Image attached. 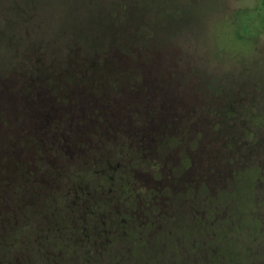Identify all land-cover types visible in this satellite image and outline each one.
Returning <instances> with one entry per match:
<instances>
[{"label":"rangeland","instance_id":"obj_1","mask_svg":"<svg viewBox=\"0 0 264 264\" xmlns=\"http://www.w3.org/2000/svg\"><path fill=\"white\" fill-rule=\"evenodd\" d=\"M37 97L151 119L153 138L103 133L48 163ZM149 195L144 241L126 237ZM44 259L264 264V0H0V264Z\"/></svg>","mask_w":264,"mask_h":264},{"label":"trees","instance_id":"obj_2","mask_svg":"<svg viewBox=\"0 0 264 264\" xmlns=\"http://www.w3.org/2000/svg\"><path fill=\"white\" fill-rule=\"evenodd\" d=\"M38 103L39 97H37V101L29 100L28 103V116L31 117L32 122L31 127H28L29 141L36 144L35 148L42 152V157H47L48 163H50V155L53 156L52 159H55V153L63 152V158L67 159L70 157L66 154L68 150H79L81 149V145L86 140L88 141L89 139H94L96 136H99V134H102L104 137L103 133L106 135H110V133L114 131L118 132L119 134L121 132L127 133L129 143H133L136 145V147L147 146V143H151V139L153 138L150 133V128L152 127V123L150 122L151 119L145 121L148 126L146 128L141 126L143 123H137V127L130 129L127 127V124L130 123L128 120L126 123L122 117L117 116L115 118L111 114L103 117L100 111L97 109L94 111L92 107L87 104L68 105L62 104L60 102V107L46 105L44 108L41 105L38 106ZM161 105L163 109L168 111L169 106L166 104V102L163 101ZM32 106L36 108L34 111H31ZM46 118V122L48 121L51 126L41 124ZM120 120H123V124ZM96 133L98 134L96 135ZM108 137L112 138L113 136ZM26 151L25 153L23 151H17L16 156L18 165L23 169H28V166L26 165L27 167L24 168L23 164L24 159L26 158L24 154L28 155ZM30 157H33V155ZM33 167L34 165H32V169L29 170V174L25 172L26 176L32 177L35 172H38V170L34 171ZM144 185L145 191L150 192L149 186H147L148 184ZM14 226L15 221L12 222L11 227ZM82 238L84 239V242L88 241V236H82Z\"/></svg>","mask_w":264,"mask_h":264},{"label":"flooded vegetation","instance_id":"obj_3","mask_svg":"<svg viewBox=\"0 0 264 264\" xmlns=\"http://www.w3.org/2000/svg\"><path fill=\"white\" fill-rule=\"evenodd\" d=\"M32 118H33V115H32ZM161 195H149L147 197H149V199H144L142 200L141 204H140V209L138 210H131V211H128L127 214L124 216V220H123V229H124V234L126 237H129L132 232H135V234L138 235V239L139 240H142L144 241L142 238H143V232L139 229V227L141 228V224L144 225L148 222H150L152 220V217L156 218L154 215V211L151 209V206H152V203L153 202H156V200L158 201L157 197H159ZM167 197V196H166ZM165 196H163V198L166 199ZM166 213V211H162L159 215H157L158 217V221L162 222L164 216H168L167 214H164ZM161 214H164L163 217H160L162 216ZM133 223H137L138 226H134ZM135 230V231H132ZM148 232V235H155V233H163L164 232V228L162 227H159L157 225H154V227L151 226V229H148L147 230ZM85 236H88L89 238V235L88 233H86V231H82V236L84 237ZM84 240V239H83ZM146 240V239H145ZM147 243V240L145 241ZM64 260V261H67L66 259H58V260H53V259H44L42 262H39L38 264H50L51 262H54V264H60V262ZM70 261V260H69ZM93 262V261H91ZM96 262V263H95ZM95 262L93 263H90L88 262V260H82V259H73L71 261V263H64V264H113L111 261H99L96 260ZM35 263V262H34ZM32 262H30V260L26 261L24 264H34ZM14 264H18V261L15 262ZM37 264V263H35ZM116 264H120V263H116Z\"/></svg>","mask_w":264,"mask_h":264}]
</instances>
